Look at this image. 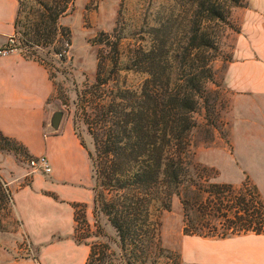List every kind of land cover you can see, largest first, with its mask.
<instances>
[{
  "label": "rangeland",
  "instance_id": "obj_1",
  "mask_svg": "<svg viewBox=\"0 0 264 264\" xmlns=\"http://www.w3.org/2000/svg\"><path fill=\"white\" fill-rule=\"evenodd\" d=\"M38 1L41 0H18L14 49L46 66L53 82L49 104L55 113H62V123L72 127L80 144L89 153L94 151L93 138L83 123L80 96L95 82L99 50L104 49L103 56L110 61L114 62L116 57L119 59V68L107 61L106 75L118 80L121 86L137 87L143 79L135 71L142 53L157 48L159 43L168 51V64L174 67L175 77L178 73H188L193 56L191 38L196 31L198 33L199 26L201 30L205 28L202 31L209 33L214 44L202 48L195 57L199 66L206 64L203 77L208 81L203 94L205 103L194 115L197 125L191 134L196 163L206 168L210 183L227 184L238 189L248 180L264 196V182H261L260 175L263 162L261 139L264 135V120L260 115L264 109L263 112H252V118L239 116L237 106L242 103L236 105L223 82L236 55L237 38L249 0H239V6L231 7L222 23L208 21L210 16L206 10L210 0H72L58 20L63 30L61 36L53 37L47 46L28 48L23 43L33 37ZM218 1L222 7L229 4L228 0ZM171 55L175 58L171 59ZM231 127L238 130L237 136L232 137ZM5 148L11 149L8 153L14 154L28 171H32L29 166L32 157L24 149L13 143ZM4 191L0 181V252L15 257L32 255L28 241L19 238V223L10 197L7 198ZM85 211L84 206H76L74 236L77 241L87 242L90 246L98 242L106 244L105 264H153L155 260L154 264H181L183 212L176 197L172 198L169 211L158 216L162 251L155 255L143 251L135 261L130 255V247L120 249L114 228L104 215L97 213L95 217L92 213V224H89Z\"/></svg>",
  "mask_w": 264,
  "mask_h": 264
},
{
  "label": "trees",
  "instance_id": "obj_2",
  "mask_svg": "<svg viewBox=\"0 0 264 264\" xmlns=\"http://www.w3.org/2000/svg\"><path fill=\"white\" fill-rule=\"evenodd\" d=\"M217 1L207 4L208 21L222 23L231 7L239 6V0H228L224 7ZM71 2L38 1L33 37L23 45L47 46L53 37L61 36L58 20ZM197 30L191 38L188 73L175 77L168 51L159 43L142 53L135 70L143 76L141 84L121 86L106 75L110 59L100 49L95 82L80 96L83 123L94 145L93 153L88 152L94 174L93 214L104 215L120 249L130 247L133 261L143 251L150 255L162 251L158 216L169 211L173 197L182 207L183 235L212 239L264 235V203L257 187L248 180L238 189L210 183L206 168L196 163L192 151L191 134L197 125L194 115L205 103L208 82L203 77L206 64L199 66L195 57L214 44L209 33L203 32L205 28ZM110 63L120 67L117 57ZM9 143L25 150L0 132V151H11L5 148ZM107 250L104 243L92 244L85 264H105Z\"/></svg>",
  "mask_w": 264,
  "mask_h": 264
},
{
  "label": "crops",
  "instance_id": "obj_3",
  "mask_svg": "<svg viewBox=\"0 0 264 264\" xmlns=\"http://www.w3.org/2000/svg\"><path fill=\"white\" fill-rule=\"evenodd\" d=\"M18 8V0H0V48L14 35ZM235 54L223 82L236 105L242 103L238 115L252 118L264 109V0L248 1ZM45 67L19 50L0 55V132L30 157H45L51 167L49 174L28 171L14 154L0 151L1 185L12 202L19 238L32 251L24 257L0 252V264H85L90 252L87 242L76 241L74 229L76 206L85 207L92 224V164L72 127L62 120L57 130L50 126L53 82ZM260 117L264 120V113ZM237 133L231 127L232 137ZM261 143L264 182V135ZM179 255L181 264H264V235H182Z\"/></svg>",
  "mask_w": 264,
  "mask_h": 264
},
{
  "label": "built area",
  "instance_id": "obj_4",
  "mask_svg": "<svg viewBox=\"0 0 264 264\" xmlns=\"http://www.w3.org/2000/svg\"><path fill=\"white\" fill-rule=\"evenodd\" d=\"M16 43H17V39L14 35L9 37L7 40L6 47L0 48V55L6 56L10 54L11 52H13L14 50H16L14 49L16 48ZM29 166L35 172L40 171L44 174H49L51 172V167L47 159L43 156L38 157V158H35V157L31 158L29 161Z\"/></svg>",
  "mask_w": 264,
  "mask_h": 264
},
{
  "label": "water",
  "instance_id": "obj_5",
  "mask_svg": "<svg viewBox=\"0 0 264 264\" xmlns=\"http://www.w3.org/2000/svg\"><path fill=\"white\" fill-rule=\"evenodd\" d=\"M61 119H62V113L61 112L53 113V116H52L51 121H50V126L54 130H57Z\"/></svg>",
  "mask_w": 264,
  "mask_h": 264
}]
</instances>
